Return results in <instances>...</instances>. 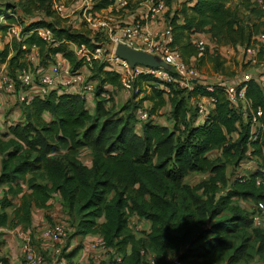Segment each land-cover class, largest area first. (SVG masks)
I'll list each match as a JSON object with an SVG mask.
<instances>
[{
    "label": "trees",
    "instance_id": "obj_1",
    "mask_svg": "<svg viewBox=\"0 0 264 264\" xmlns=\"http://www.w3.org/2000/svg\"><path fill=\"white\" fill-rule=\"evenodd\" d=\"M74 1L19 0L9 6L14 11L6 13L5 23L0 25L4 31L14 21L24 23L22 41L13 39L0 50V65L6 64L10 75L33 67L27 54L36 46L47 63L61 54L73 70L87 66L91 79L97 82L93 108L79 94L58 89L44 98L36 96L28 104L19 103L21 118L7 126L0 137V228L32 225L34 211L49 209L58 195L62 207L74 215L73 236L99 235L104 247L113 252L109 261L99 264H149L147 256L156 257L159 264H169L175 256L184 262L198 255L199 249L211 253L223 242L216 234L251 228V213L239 208L233 207L229 217L216 218L230 207L234 197L264 203V182L258 183L259 177L264 178L262 170L247 169L241 177L237 173L246 160L263 156L264 130L252 133L242 110L229 102L224 85L197 82L191 89L180 88L150 73L136 79L137 90L123 107V112L129 111L127 116H115L116 96L112 92L121 89L120 74L109 69L106 61L77 57L72 48L85 44L95 51L105 37L94 30L74 29L54 8L56 2L67 6ZM126 1L124 8L134 9L145 0ZM91 3L89 11L96 14L110 7L114 10L116 0ZM168 3L172 38L168 47L178 51L186 65L194 59L198 65L210 62L217 69L225 65L219 54L207 48L199 50L192 39L197 33L209 34L218 47L248 49L258 43L256 59L259 64L264 62V41H256L264 35V0ZM18 11L24 17L36 18L24 22L12 14ZM43 27L53 32L51 42L38 34ZM108 85L113 88H106ZM243 86L252 106L262 110L264 123V86L255 79ZM200 97L211 98L213 107L203 121L197 122V116L191 122L190 101ZM131 98L137 101L132 108ZM146 101L149 108L143 107ZM168 102L173 125L169 120H157L163 119ZM143 108L150 113L146 120L138 117ZM83 148L92 151L91 164L80 158ZM229 168L237 176L232 182ZM194 172L208 176L192 186L185 178ZM220 184L226 192L217 198ZM134 215L151 223L145 236L131 230ZM253 234L256 251L264 259V226L255 228ZM244 244L240 250H247ZM82 247L78 243L64 255L67 264H75ZM237 252L231 263L240 259ZM0 264H13L2 255L1 240Z\"/></svg>",
    "mask_w": 264,
    "mask_h": 264
},
{
    "label": "rangeland",
    "instance_id": "obj_2",
    "mask_svg": "<svg viewBox=\"0 0 264 264\" xmlns=\"http://www.w3.org/2000/svg\"><path fill=\"white\" fill-rule=\"evenodd\" d=\"M154 1H162L164 3V9L162 13L159 14L157 20H166L171 8L168 0ZM180 1L181 0H174V5ZM150 2L151 0H146V2H142L138 6V8L134 9L124 8V6H121V4H117L114 6V10L110 7L109 9L100 11L97 16L99 17L98 19H103L106 22L105 27L91 26L85 20L84 11L86 9H88L89 11V8L92 6L91 0H77L69 3L67 5L66 12H64L65 16L63 17L68 19L67 24L73 26L74 29L94 30L96 32H100L105 37L101 50L97 51V54L100 56V60L105 61V59H107V55L113 50L114 47L112 37L119 32L120 28L126 27L129 24L137 21L146 23L147 21L151 20L148 14ZM16 3H19V0H0V23H5L6 13L14 11L12 8L8 9L9 6H14ZM24 15L25 14H22L19 17H22L21 19L23 20L25 19ZM39 17H44V15L39 14ZM163 43L164 42L161 41L160 46L153 49L157 50L158 55L163 52V47L161 46V44L163 45ZM206 48L214 55L219 54L223 59H225L226 62L224 67L220 69L215 68L210 62H205L201 65H198V61L195 59L189 65H187V71L193 69L198 72V75L196 77L203 85H212L222 82L236 83L243 77L244 74L251 73L252 76L258 79L264 86V65L255 64L253 61L254 57L248 55L245 48L241 47L236 49L230 46L218 47L211 40L206 44ZM35 64L36 67H38L40 65L45 66L48 63L44 60V58H42V56H40ZM85 68L86 67H84V70L88 74V77H90L89 79L93 80L91 79L90 69ZM222 69H224L225 71H222ZM170 73L173 78L172 82H174L175 85H178L180 88H184L185 84L189 81L186 74H179L173 69L170 70ZM145 87L146 89L150 90L146 85ZM113 91L114 92H112V95L116 96V104L113 112L115 116L124 115V117H126L129 111L123 112L125 111L123 110V107H125V105H129L128 99L132 96L126 98V95H124L122 89ZM0 93L7 96V93H5L1 89ZM131 99L132 102H130V107L132 108L134 107V103L137 101L133 98ZM13 103L4 100L3 104H0L1 107H3V109H0V122L4 127L0 128V137L2 136V131L6 130L7 128V126H5L4 124L8 121L10 114H12V112H14L16 108L21 111L22 105L19 104L17 100L14 104ZM197 104L198 103L196 101H190L191 122H193L194 118L198 116ZM143 107L149 108L150 102L146 101ZM208 107L210 108V104H208ZM169 109H171L170 102H168L163 110V112H165V115L163 116L162 120H169L168 122L173 125L170 121ZM17 115L12 119V122L15 119L21 118L22 116L21 114L18 116ZM80 158L86 164H91V160L93 159L92 151L89 148L81 149ZM244 171L245 170L239 168L237 173L239 174V172L242 173ZM235 174L233 173V170H231L230 168L228 169V179L230 182H232L237 177ZM207 176V173L203 174L194 172L189 174L185 178V182L192 186H196ZM225 192L226 187L220 184V188L216 192V197L218 198L219 196L225 194ZM15 201L17 202V199H15ZM255 201L256 200L253 198L245 199L241 197H234L232 202L230 203V207L227 208L216 219H224L231 216L233 207L251 213V215L253 216V214L256 212ZM53 202L55 204L57 202L60 204V201H57L56 198H54ZM59 208L60 209H57V211L55 212L56 216H53L51 218L52 221L48 220L47 223H45V227L42 226L41 223L44 211L35 210L34 222L32 223V225L18 226L14 228H12V226L0 228L2 255L8 256L13 264H26V253L24 252V249L26 248V246L30 245L31 247H29L32 249V252L40 255L42 259H44V264H60L61 262H63V259H65L64 255L71 249H73L78 243H81L83 245V248L78 254L82 255L84 252H87L81 238H76L73 236L75 223L74 215H71L67 210H65L61 204ZM46 215L47 213L45 214V216ZM56 225H62L65 229H67V235L58 237L57 239L53 240H45L42 237V232L44 231V229L52 228ZM37 226H39V228L41 229L39 232H35ZM257 227L260 226L253 224L251 228L242 229L237 233L216 234L221 240H223V242L219 243L217 246H214L211 253H208V251H205L203 249H199L197 253L198 255L191 256L189 259L184 260V264H264V259L261 258L256 251L257 242L255 240L253 231ZM130 228L136 233L137 236H145L151 228V223L147 220L139 218L137 215H134L130 218ZM26 239H30L31 241H27ZM92 243H97L96 239H94ZM244 243H246L247 245V250H240L241 247L245 245ZM93 244L92 246H90L91 249L88 252V256L86 258V261L88 260V264H99V262L101 261H109L114 256L113 252L107 250L104 246H101L100 244H98L97 246H93ZM235 251H238L237 254H239L240 259L237 260L236 263H231L230 258L233 257ZM171 259L173 258H170L168 260V263L171 262Z\"/></svg>",
    "mask_w": 264,
    "mask_h": 264
},
{
    "label": "built area",
    "instance_id": "obj_3",
    "mask_svg": "<svg viewBox=\"0 0 264 264\" xmlns=\"http://www.w3.org/2000/svg\"><path fill=\"white\" fill-rule=\"evenodd\" d=\"M144 2H146V0ZM117 4L125 6L127 5V1L116 0L115 5ZM54 8L62 16H65L64 12H66L67 9L65 4L56 2ZM163 9L164 3L162 1L155 2L154 0H151L148 9L149 18H151V20H157ZM12 14H14L16 18L22 15H16V13ZM97 15L98 13L93 14L92 12L88 11V9L84 11L85 20L89 23V25L105 27L106 22L103 19H98L99 17ZM24 18V22H28L36 17L27 16ZM23 24L24 23L21 22L7 24L8 26L6 30H0V42L6 43L12 41L13 39L21 42L24 38L22 35ZM38 34L48 42L53 40V32L49 28L43 27L38 29ZM171 39V27L169 25L161 39L159 34L149 31V29L146 27V23L141 21H137L129 24L126 27L120 28L119 32L112 37L114 47L113 50L107 55V59H105V61L108 63L109 69L115 70L120 74L122 84L121 89L127 97L132 96V94L137 90L135 89V81L142 73H150L159 79L169 82H172L173 78L171 73L163 68L154 69L144 65H136L135 67H131L127 61L115 55V47L119 42H124L132 47H139L140 49L158 54L157 50L153 49L160 46V42L163 41V45L161 44L163 47V52L159 55L171 65V69L175 70L179 74H186L188 76L189 81L185 84L184 88L191 89L195 83H201L196 77L198 72L193 69L187 71V65L184 63L179 52L168 47V43L171 41ZM192 39L201 52L205 51L206 44L210 41L201 40L198 38ZM256 41H264V35H259ZM23 47L25 48V46ZM258 47L259 44L257 43L255 47H250L245 50L248 55L254 57L253 61L255 64L264 65V62L260 64L257 62L256 52ZM72 48L74 53L79 58H85L87 61H91L92 58L100 59L97 51H100L102 47L97 48L95 51L91 50L85 44L72 45ZM27 58L34 64L33 67L17 69L14 75L9 74L6 64L0 65V89L7 93V97L10 101L15 102L17 100L18 103L24 102L28 104L34 97L39 96L44 98L50 93L51 90L58 89L60 92L79 94L86 100V104L89 108H93L95 106V91L97 82L89 79L88 74L84 70V67L88 69L87 66H84L79 70H73L69 60L63 57V55L57 54L47 65H40L36 67L35 62L40 58L39 50L36 46L32 47L31 51H29L27 54ZM251 79H255L260 82L258 79L252 76L251 73H246L236 83L222 82L220 84L225 86L226 95L231 105L242 110L243 116L250 122L252 133H256L258 129L264 130V123L261 119L263 112L261 109H255L252 106L251 101L246 96V87L243 86V84ZM106 88L112 89L113 87L108 85ZM192 101H196L198 103L197 109L199 119H197V122H201L209 114L211 107L209 108L208 104H210V102L213 104V100L207 97H200L198 99L193 98ZM138 117L140 120H146L150 117V113L146 108L139 109ZM157 120L162 122V118H158ZM241 169H260L264 173V153L261 158L253 157L243 162ZM244 174V172H239L238 176L241 177ZM262 181L264 182V178L259 177L258 183H261ZM255 207L256 212L252 216L253 222L255 225L263 227L264 203L260 201L255 205ZM67 231L68 230L62 225H56L55 227L44 229L42 232V237L45 240H53L67 235ZM75 237L80 238V236ZM27 241L31 240L28 239ZM96 241L97 243H92L93 246H97L98 244L104 246V241L102 238H99ZM92 244L90 246H92ZM29 246H26V250L24 249V252L26 253V264H44V259H42L40 255L32 252V249L30 248L31 246ZM146 258H148L149 264H159L156 257L154 256H147ZM60 264H67V260L63 259V262ZM169 264H184V262L179 257H173Z\"/></svg>",
    "mask_w": 264,
    "mask_h": 264
},
{
    "label": "crops",
    "instance_id": "obj_4",
    "mask_svg": "<svg viewBox=\"0 0 264 264\" xmlns=\"http://www.w3.org/2000/svg\"><path fill=\"white\" fill-rule=\"evenodd\" d=\"M21 12L18 11L16 13V15H20ZM165 19H162L161 20H149L146 22V27L147 29H149V31L153 32V33H156V34H159L161 36V39L162 37L164 36L165 34V30L166 28H168V23H167V19L165 21H163ZM125 21V20H124ZM193 38H198V39H201V40H211L210 38V35L209 34H205V33H197L193 36ZM0 50L4 47V43H1L0 42ZM233 48H241V46H237V47H233ZM243 48V47H242ZM2 93V92H1ZM0 93V104H3V101H10L9 98L4 95V94H1ZM4 95V96H3ZM125 95V94H124ZM127 98V96H125ZM5 98V99H4ZM12 101H10L11 103ZM13 103V102H12ZM15 103V102H14ZM13 103V104H14ZM210 107L212 108L213 107V104L210 102ZM0 109H3V107H1L0 105ZM170 110V109H169ZM20 115L21 114V111L18 110V108H16L14 110V112H12V114H10V117L8 119V121L4 124L5 126H9L10 124H12L14 121L16 122L17 120L19 119H15L13 122H12V119L16 116V115ZM17 115V116H18ZM2 117V116H1ZM1 119V118H0ZM0 128H4L3 127V124L0 122ZM234 138H236V136L234 135ZM1 170H2V164H1V157H0V173H1ZM57 201H60V204L62 205V201L60 199V197L58 195H55V197ZM54 198L51 200V206L49 209H36V211H40V210H43V215H42V219H41V223H42V226L45 227V223H47L48 221V218L47 216H49V218L51 219L53 216H56L55 212L57 211V209H60V204L57 202L56 204L53 202ZM47 213V215L45 216V214ZM34 214H35V211H34ZM34 214H33V222H34ZM52 220V219H51ZM37 229V231H36ZM35 229V232H39L41 229L39 228V226H37V228ZM84 246H85V249L87 250V252H84L82 255L81 254H78L76 257H75V264H88V260L86 261V258L88 256V252L90 251V245L92 244V241L94 239L98 240L99 238H101L99 235H88L86 237H80ZM83 248V247H82ZM18 252V251H17ZM52 264V263H51Z\"/></svg>",
    "mask_w": 264,
    "mask_h": 264
},
{
    "label": "water",
    "instance_id": "obj_5",
    "mask_svg": "<svg viewBox=\"0 0 264 264\" xmlns=\"http://www.w3.org/2000/svg\"><path fill=\"white\" fill-rule=\"evenodd\" d=\"M115 55L127 61L131 67L144 65L154 69L163 68L166 71L171 69V65L160 55L132 47L124 42H119L116 45Z\"/></svg>",
    "mask_w": 264,
    "mask_h": 264
}]
</instances>
